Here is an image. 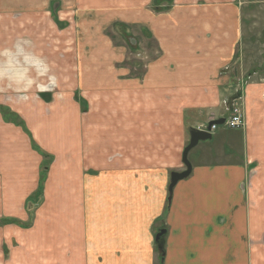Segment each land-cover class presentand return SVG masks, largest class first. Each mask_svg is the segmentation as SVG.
Here are the masks:
<instances>
[{
	"label": "crops",
	"instance_id": "crops-1",
	"mask_svg": "<svg viewBox=\"0 0 264 264\" xmlns=\"http://www.w3.org/2000/svg\"><path fill=\"white\" fill-rule=\"evenodd\" d=\"M111 24L148 59L115 47ZM236 103L245 127L199 142L169 201L189 129ZM0 107L28 132L0 109V217L35 192L33 140L54 155L43 203L64 190L53 175L74 166L69 199L81 208L70 227L28 229L52 234L28 261L1 226L0 264H264V0H0ZM108 135L113 155L96 139Z\"/></svg>",
	"mask_w": 264,
	"mask_h": 264
},
{
	"label": "rangeland",
	"instance_id": "rangeland-1",
	"mask_svg": "<svg viewBox=\"0 0 264 264\" xmlns=\"http://www.w3.org/2000/svg\"><path fill=\"white\" fill-rule=\"evenodd\" d=\"M110 12V19H114L115 15H117V13L121 10H109ZM115 11V13H113ZM117 25L115 24H111L110 26H106L105 25V32L109 31V36L112 37L113 36V43L115 45V47L118 48H122V47H126V49H128L130 52L129 54L131 55V59H133L134 57L139 59H144L147 60L148 56L142 52V47H137V49L134 48V50H132V46L129 45L128 42H126L125 37L121 36L120 34L122 33V31L119 32L116 30ZM101 27L98 26V28ZM118 27V26H117ZM123 32H127L126 30H123ZM131 33L133 35L136 36V38H138L137 34H140L138 30H135V28L131 27ZM128 34V33H127ZM133 38V36H130ZM94 92V91H92ZM97 92V91H96ZM101 92L103 95L106 96H110L113 97L115 93L114 91L111 90H102L99 91ZM107 98V97H106ZM105 98V99H106ZM104 99V100H105ZM111 112L112 111V107L110 109ZM11 119V118H10ZM12 120V119H11ZM14 121V120H12ZM114 122H116V120L114 119ZM209 123V121L207 122ZM217 126L219 128H224V126H226V124H220ZM19 127L21 129H23L24 132H27L26 128L24 127V124L19 125ZM97 141L101 142V141H105L103 144L106 146L108 145V153L107 154H111L113 155V153H116V149L115 146L117 145V140L116 137L113 136H104L101 137L99 136ZM69 145L74 146L75 144L72 142H68ZM51 144V143H48ZM103 145H98L95 143L93 145L94 148V161H100L99 164L101 163L102 160V155H105L102 152V147ZM32 147L33 149L38 152V154L40 156H42V160H41V164L40 166H38V172H37V186L35 189V192L32 194H29L25 200H14L12 202V205L14 208V214L13 215H6V216H1L0 217V227L1 226H10V240H11V247H12V255L14 257H19V258H24L27 259V257L29 256L27 253L29 252L30 255L31 254H36L37 252L32 248L33 245L38 244L43 242V244H45V238L43 239L44 235H47V237L52 236V234H43V233H39L38 231L32 232L31 234L28 231V229L32 228L34 225H38L39 227H41L42 225H44V221L45 219L48 221H52V226H56L57 228L65 225L67 227L72 226V218L74 216H77L78 213L81 212V208L79 207V203H75L72 201L73 198L69 199V195L71 194V189L70 186L68 185L70 182H77V176H76V169L74 168V166L69 167L68 169H62L56 172V174H54L53 178H58L60 184L64 187V190L61 192H55L52 195H48L47 200L45 201V203H43V198H44V191H45V184L48 180V176H49V170L51 167V164L54 160V155H51L47 152H45L43 149H41L33 140L32 141ZM104 147V146H103ZM62 160V159H61ZM68 161H70L69 159H67ZM189 160H190V156H189ZM73 163V162H72ZM28 168H25L23 176L27 175L29 173ZM96 170V169H94ZM92 171V170H91ZM28 182V181H26ZM25 183V182H24ZM19 195V194H17ZM1 203V201H0ZM10 201H9V205H10ZM42 204H44L43 209L40 207ZM20 206V208H19ZM24 211H22V207H24ZM40 207V208H39ZM40 209V211H38ZM42 209V210H41ZM57 211L58 215H57V220H53L54 219V212ZM27 214V217L25 216ZM50 217V218H49ZM52 219V220H49ZM21 230H24V234H21L22 236H25V242L22 239V236H20ZM48 240H53V239H48ZM46 240V241H48ZM17 242V243H16ZM49 242V241H48ZM21 245V246H19ZM42 250H44L46 253H52L54 252L53 249H48L45 248ZM9 253V252H8ZM32 257V256H31ZM34 258V257H32ZM28 261V259H27Z\"/></svg>",
	"mask_w": 264,
	"mask_h": 264
},
{
	"label": "water",
	"instance_id": "water-1",
	"mask_svg": "<svg viewBox=\"0 0 264 264\" xmlns=\"http://www.w3.org/2000/svg\"><path fill=\"white\" fill-rule=\"evenodd\" d=\"M225 119L221 120H214L209 122L208 124V130H200L198 128H190L189 129V134H190V141L189 144L185 147L183 150V163L185 165V169L182 172H177L174 171L171 174V181L169 185V201L172 199L173 191L175 186L183 179L187 178L191 172H192V164L189 160V153L190 151L195 148L199 142L205 141V140H210L213 138V134L210 132L211 127L213 125H220L224 124ZM170 203V202H169ZM166 230H160L157 235H156V241L159 247V250L164 248V236H165Z\"/></svg>",
	"mask_w": 264,
	"mask_h": 264
},
{
	"label": "built area",
	"instance_id": "built-area-1",
	"mask_svg": "<svg viewBox=\"0 0 264 264\" xmlns=\"http://www.w3.org/2000/svg\"><path fill=\"white\" fill-rule=\"evenodd\" d=\"M245 120V112L243 107L240 104L236 103L231 106L229 110V116L225 119V124L227 127L232 129H243L246 125ZM217 125H213L211 127L210 132L214 133L216 130ZM200 130H208V125L198 127Z\"/></svg>",
	"mask_w": 264,
	"mask_h": 264
},
{
	"label": "trees",
	"instance_id": "trees-1",
	"mask_svg": "<svg viewBox=\"0 0 264 264\" xmlns=\"http://www.w3.org/2000/svg\"><path fill=\"white\" fill-rule=\"evenodd\" d=\"M0 109L1 110L3 109L2 111L4 112L5 115H7V117L13 118L19 124H23V122L18 120L17 116L15 114H13L12 112H10L8 109H4L2 107H0ZM163 251H164V248L160 249V252L162 253L161 259H163V253H164ZM161 264H162V261H161Z\"/></svg>",
	"mask_w": 264,
	"mask_h": 264
}]
</instances>
